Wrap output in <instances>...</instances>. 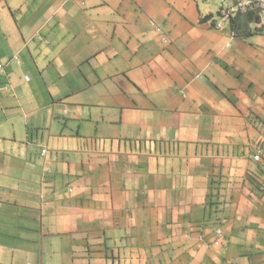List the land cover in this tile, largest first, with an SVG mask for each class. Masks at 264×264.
Instances as JSON below:
<instances>
[{
  "label": "crops",
  "instance_id": "crops-1",
  "mask_svg": "<svg viewBox=\"0 0 264 264\" xmlns=\"http://www.w3.org/2000/svg\"><path fill=\"white\" fill-rule=\"evenodd\" d=\"M232 1L0 0V264H264L263 12L218 29Z\"/></svg>",
  "mask_w": 264,
  "mask_h": 264
},
{
  "label": "rangeland",
  "instance_id": "rangeland-1",
  "mask_svg": "<svg viewBox=\"0 0 264 264\" xmlns=\"http://www.w3.org/2000/svg\"><path fill=\"white\" fill-rule=\"evenodd\" d=\"M254 1V0H253ZM232 2H234V0L232 1ZM242 2H243V5L241 6V8L239 9L240 11H245L246 10V8H247V5H249L250 4V6H252V5H254L253 4V2H252V0H250V2H249V0H242ZM181 3L183 4V6H180V5H176V3H175V5H176V8L177 9H179V10H181L182 8H184V7H193V6H195L197 3H199L200 5H203V6H212V10H213V12L214 13H217V11H219V9L221 8V7H223V6H226V4L228 3V0H181ZM181 3H179V4H181ZM130 4H133V3H131L130 2ZM232 4V3H231ZM135 6H137V8H135L134 9V12H132L131 14H130V20H128L126 23H125V27H126V29H131V27H132V23H133V26L135 25V27H136V29H138V28H141L140 26H141V21H142V19H139V18H137V14L135 13V11L136 10H140V8L142 9V5H136V4H134ZM256 6H263L262 5V3L260 2V1H258L257 2V4H255ZM140 7V8H139ZM204 8V7H203ZM170 9L171 10H173L171 7H170ZM262 9H264L263 7H262ZM188 11H190L189 10V8L186 10V12H188ZM263 12V11H262ZM176 15V14H175ZM173 17V16H172ZM228 20V19H227ZM227 20H225V21H223L222 23H221V26H218L217 24L218 23H216V27L219 29V28H221L224 24H226L228 21ZM262 20L264 21V12H263V14H262ZM264 23V22H263ZM223 24V25H222ZM151 25H152V27H153V29H154V32H152V33H150V32H148L150 35H154L157 39H159L160 40V42L163 44H166L167 42H168V36H167V34H166V31H164L163 29H162V26L161 25H159L158 23H156V22H151ZM229 24H226V26H227V28H229V26H228ZM263 25V24H262ZM178 27L180 28L181 27V25L179 24L178 25ZM251 27H252V31H256V24H252L251 25ZM158 28L160 29V30H158ZM262 29H264V28H262ZM263 68V69H262ZM262 68H260V67H258V68H255L254 67V70L256 71V70H258V72H259V70L260 71H264V66H262ZM28 78V77H27ZM110 94L108 93V92H98V93H96V94H94V96L93 97H91L90 98V100H93L94 102H96L97 104H99L98 106H102V105H109L111 102H110V99L109 98H106L107 96H109ZM262 102V101H261ZM260 102V100H257L256 101V103L257 104H259V103H261ZM253 118H254V116H253ZM251 119V121H250V125H249V127H248V133H250V132H252V125L253 126H259V124H257L256 122H254L253 121V119L252 118H250ZM253 165L255 166L256 164L255 163H253ZM262 180H264V179H262ZM242 258H250V259H252V257H242ZM253 258H256V257H253ZM235 262H238V261H235ZM235 264H237V263H235Z\"/></svg>",
  "mask_w": 264,
  "mask_h": 264
},
{
  "label": "built area",
  "instance_id": "built-area-1",
  "mask_svg": "<svg viewBox=\"0 0 264 264\" xmlns=\"http://www.w3.org/2000/svg\"><path fill=\"white\" fill-rule=\"evenodd\" d=\"M258 1H260L262 3V5H263L262 7L264 8V0H258ZM242 5H243V2L239 0L235 4H233L231 7H228V8H225V9H221L217 25L221 26V23L223 21L233 17L236 14V12L241 8ZM158 30H160V29L158 28ZM260 154H261V152H258L257 154H255L254 158L256 160H259L260 159Z\"/></svg>",
  "mask_w": 264,
  "mask_h": 264
},
{
  "label": "trees",
  "instance_id": "trees-1",
  "mask_svg": "<svg viewBox=\"0 0 264 264\" xmlns=\"http://www.w3.org/2000/svg\"><path fill=\"white\" fill-rule=\"evenodd\" d=\"M237 1H239V0H234V2H237ZM252 2H253V4H254V6H253V8L252 9H250L246 14L248 15V18L250 19V20H252V21H255V22H258L259 20H260V14H261V12L264 10H262V7L261 6H256L255 4H257V2H258V0H255V1H253L252 0ZM261 7V8H260ZM240 12V11H239ZM239 12L238 13H236V14H239ZM264 12V11H263ZM235 14V15H236ZM230 19H232V17L230 18Z\"/></svg>",
  "mask_w": 264,
  "mask_h": 264
},
{
  "label": "bare ground",
  "instance_id": "bare-ground-1",
  "mask_svg": "<svg viewBox=\"0 0 264 264\" xmlns=\"http://www.w3.org/2000/svg\"><path fill=\"white\" fill-rule=\"evenodd\" d=\"M240 1H242V0H240ZM255 1V0H254ZM249 2H250V0H249ZM261 8V7H260ZM263 10V9H262ZM264 11V10H263ZM238 12V11H237ZM223 25V24H222Z\"/></svg>",
  "mask_w": 264,
  "mask_h": 264
},
{
  "label": "clouds",
  "instance_id": "clouds-1",
  "mask_svg": "<svg viewBox=\"0 0 264 264\" xmlns=\"http://www.w3.org/2000/svg\"><path fill=\"white\" fill-rule=\"evenodd\" d=\"M239 11V10H238ZM219 14H220V12H219Z\"/></svg>",
  "mask_w": 264,
  "mask_h": 264
}]
</instances>
